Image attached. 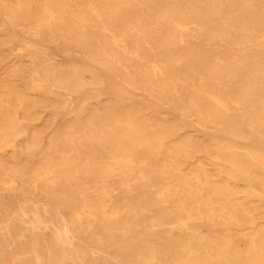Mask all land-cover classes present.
Returning a JSON list of instances; mask_svg holds the SVG:
<instances>
[{
  "label": "bare ground",
  "instance_id": "bare-ground-1",
  "mask_svg": "<svg viewBox=\"0 0 264 264\" xmlns=\"http://www.w3.org/2000/svg\"><path fill=\"white\" fill-rule=\"evenodd\" d=\"M5 25L38 43L2 40L36 99L0 83V264H264V0H0ZM48 103L40 147L21 118ZM229 223L255 225L241 250Z\"/></svg>",
  "mask_w": 264,
  "mask_h": 264
},
{
  "label": "rangeland",
  "instance_id": "rangeland-1",
  "mask_svg": "<svg viewBox=\"0 0 264 264\" xmlns=\"http://www.w3.org/2000/svg\"><path fill=\"white\" fill-rule=\"evenodd\" d=\"M0 29L2 30L0 32V77H2L0 79V83L9 82L10 79V83L15 84L18 89L22 92H27L30 93L31 96H28L29 99L31 100H35L36 97L33 96V93L31 91H27V88L25 87V85L23 84V81L21 80H13L12 79V74H11V70L12 68H14L16 66V59L14 58L16 52H14L13 50L16 47V43L15 42H10V43H2V40H4L5 36H10V35H14L16 36V39L19 41H26V42H37L36 39H34L33 37L29 36V35H25L23 32L19 31L18 28H13L11 26H2L0 27ZM64 43V42H63ZM63 43L60 42V46H63ZM45 44V43H44ZM65 47H68L69 45H67L66 43H64ZM44 49H50L51 52H53L56 57L58 59L61 60H66L65 56L62 54L61 50L59 49L58 45L55 44H45ZM14 54V56H13ZM81 59V60H80ZM80 59L75 60V64L76 65H84V66H89L93 68V63L90 60L89 56H84L81 55ZM4 76L8 77V78H4ZM101 76L104 78V80L106 81V86L107 87H111L112 83H110V80L108 78V76L105 73H101ZM92 92V89H89V93ZM83 94V93H82ZM87 94V93H85ZM84 94V95H85ZM29 95V94H28ZM105 100H107V98H105ZM138 100L142 101L144 104H149V101L143 97H138ZM108 101H110L111 103H114L115 101L113 99L108 98ZM31 102V101H30ZM49 107L47 108H42L40 106H37V108L34 110H36V114H38L39 118L37 120L32 121L31 119L28 118H21V126H23L24 128L27 129H32L35 128L37 129L39 132H41V142H40V147H45L48 144V141L51 137H54L56 135V131L59 129V126L61 123L66 122L67 120V113L65 110L61 109L57 115L55 114V111L50 108V103ZM117 105H126L127 107L124 108H132L133 104L126 102V104L121 103L116 101ZM93 105H97L96 103H93ZM158 109H163L161 108V106L158 104ZM171 115H173L174 118H176L178 121L182 122L183 124H187V126H191L192 122L189 120H185L183 119L180 114L178 112L175 111H171ZM21 116H23L21 114ZM200 131H196L194 132V135L196 136H201L203 135V129L200 128ZM209 132V136L211 138H219L221 140H224L226 142H231V143H235L237 145H239L240 147H245V148H250L252 146H254V144L246 139H242V138H237V137H233V136H229L226 135L224 133H216V132ZM36 136L33 137V143H37L38 140L35 138ZM206 142L209 141V139L207 137H205L204 139ZM197 159H201L202 161L205 162V166L214 171L215 172V167L208 163V159L209 157L206 154L203 153H197ZM37 161V157L35 156L34 159H30L27 157H24V160L22 161V163L27 164V166H29L30 168L32 167V165L35 164V162ZM195 160H188L185 162L184 168L185 171H188V169L195 168ZM239 193L237 194V198L233 197V201H237L236 199H238V202H243V203H247L248 199L246 198V196L248 195L247 192L243 191L242 187H239ZM254 202L256 203L255 205H258V200H254ZM247 207V205H245ZM258 212L260 214L257 215L256 218L261 219L262 215H264V208L261 207L259 208ZM239 216H243L241 214L237 215ZM243 220V218H241ZM247 220H243V222L246 223ZM235 222L234 220L232 221V223ZM196 223H199V220H196ZM206 227L209 228L208 225H204ZM251 226H255L254 224H249V225H244L242 227H238L237 225L231 224L229 223L228 226L224 229V228H219V229H224V230H220L221 233H225V232H230V230H236L235 232L237 233V237H235V241H234V245L233 248H236L238 250H241L244 248L245 246V241L243 239V236L241 235L242 233H246L249 232V227ZM173 233L177 234V232L175 230L172 231ZM208 234H211L209 231L207 232ZM212 235V234H211ZM241 238H240V237ZM180 249V247L178 248ZM239 261H232L229 262V264H239Z\"/></svg>",
  "mask_w": 264,
  "mask_h": 264
}]
</instances>
